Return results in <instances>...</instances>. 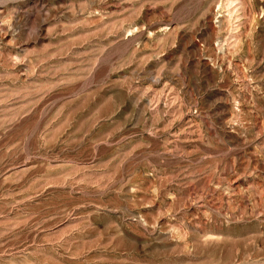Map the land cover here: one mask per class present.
Returning a JSON list of instances; mask_svg holds the SVG:
<instances>
[{"label":"rangeland","instance_id":"obj_1","mask_svg":"<svg viewBox=\"0 0 264 264\" xmlns=\"http://www.w3.org/2000/svg\"><path fill=\"white\" fill-rule=\"evenodd\" d=\"M0 264H264V0H0Z\"/></svg>","mask_w":264,"mask_h":264}]
</instances>
